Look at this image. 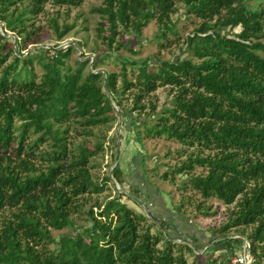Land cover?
Listing matches in <instances>:
<instances>
[{
  "label": "trees",
  "instance_id": "obj_1",
  "mask_svg": "<svg viewBox=\"0 0 264 264\" xmlns=\"http://www.w3.org/2000/svg\"><path fill=\"white\" fill-rule=\"evenodd\" d=\"M81 3L0 0V264H188L186 255L197 253V246L168 236V222L126 203L140 205L122 189L118 164L101 182L92 179L118 121L114 107L136 143L163 139L182 147L173 155L184 159L161 180L174 185L176 176H186L178 190L234 205L230 220L212 233L232 255L242 240H227L226 233L251 228L245 237L251 264H264V0H102L93 12L104 50H93V59L74 56L85 42L58 48L73 26L56 19L54 55L23 53L38 43L34 19L46 4ZM177 5L200 21L182 43L196 61L116 56L118 73L99 68L113 48L136 55L119 39L139 40L151 21L163 41L159 50L169 35L178 41L170 18ZM159 89L170 96L163 106ZM112 180L119 192L89 204ZM208 210L202 215L215 213ZM211 257L215 264L218 255Z\"/></svg>",
  "mask_w": 264,
  "mask_h": 264
},
{
  "label": "rangeland",
  "instance_id": "obj_2",
  "mask_svg": "<svg viewBox=\"0 0 264 264\" xmlns=\"http://www.w3.org/2000/svg\"><path fill=\"white\" fill-rule=\"evenodd\" d=\"M101 3L102 0H82L79 7L46 4L43 13L34 19L35 26L41 28L38 43L36 45H27L23 53L31 52L32 54H39L41 51H46L48 48H51L60 42V44L63 45L79 41L85 42L86 45L84 48L80 49L79 52L75 53L74 56H79L80 53H83L89 59H93V50H97L98 52L104 50V46L96 36V27L98 26L100 18L93 12V8L100 6ZM170 18L176 25V32L179 36L178 41L175 39L176 37L169 35V41H171L170 44L164 49L159 50L160 48L158 47V44L163 41L157 38V23L151 21L142 29L141 38L139 40L126 34L121 35V38L119 39L122 44H126L128 48L137 52L136 55L131 54L125 48H120L119 50L113 48L109 52L112 57L105 58L103 64L100 65L99 68L107 72L118 73L120 70V64L114 60V57L116 56H121V58H134L137 60L159 56L163 60L172 58H190L193 61H196L191 53L185 52L182 43L186 36L192 34L194 29L198 27L200 21L193 16L187 15L185 13V8L181 5H177L175 13L172 14ZM52 19H56L60 27L63 25L73 26L71 31L60 42L56 40L51 25ZM237 31L238 29H234V32ZM12 38L14 41V36H12ZM150 62H153V58L150 59ZM35 71L37 74H40L42 71L40 66L36 63ZM130 77L131 75H129V78ZM167 93L168 92L165 89H159L157 91L156 95L158 97L159 106H163L170 99V96ZM126 125L127 124H122L121 119L120 123L117 121L113 128L107 132L104 145L105 153L103 154V157H97L95 159L96 164L94 165V168L91 169L92 179L96 182H101L102 178L111 172L112 167L118 164L123 173L122 189L129 196L137 199L140 204L139 206H136L132 202L126 201L129 206L134 208L137 212L149 213V209L152 207L151 205L157 203L159 207L166 209L161 212L159 221L165 217L162 219L165 220L164 222H168V224L171 222V232L174 230L173 228H175V226L180 228L179 222L182 220H184L183 223L185 224L183 227L187 230H190L191 226L199 229V232L200 230H204L207 233L205 234L206 240L207 237L209 238V242L206 244L196 245L192 233L184 239V241H187L190 246L198 247L195 255H186L188 264H206L212 259L211 256L215 257L216 255H218V258L215 260V264H224L226 258L229 259V257L231 258L240 253L242 244L240 246L234 244L235 253L231 255L229 252H226V250H223V246L219 244V242L222 241V238L219 237V235L212 233V229H218L230 220L232 212L235 210L234 205H225L215 199H209L203 202L199 195L193 193L191 190H178V186H180L181 181L186 180V176H176L174 185H170L167 181L161 180L160 176L163 172L172 168L178 161L184 159L182 154L178 157L173 155L176 150H182V147L174 142H169L163 139L144 140L143 143H136L133 131H130ZM117 137L118 139H116ZM112 138L117 140V148H114L111 142ZM168 152L170 155H167ZM111 153H114V159L111 156ZM180 156H182V159H180ZM198 173H201V170L195 169L194 174ZM106 186V189L100 195L90 196L89 204L93 203L96 198L100 202L106 198H111L115 192H119L120 190V187L114 180ZM135 191H137L138 194H136ZM198 204H201L200 209L197 208ZM206 208H209L208 211L211 214L215 213L208 216L202 215L201 212ZM173 214H175V216H173ZM187 221L191 226L186 225ZM77 222L78 224H84L82 220H78ZM242 230L245 232L244 234L241 233ZM250 230L251 228H233L230 229L225 236L226 239L230 241H235L236 239L242 240ZM66 232L67 230L51 231L55 238ZM167 232L168 231H166V233ZM171 239L176 242L178 240V238ZM216 250L220 253H216ZM203 252L205 253L202 254Z\"/></svg>",
  "mask_w": 264,
  "mask_h": 264
},
{
  "label": "crops",
  "instance_id": "obj_3",
  "mask_svg": "<svg viewBox=\"0 0 264 264\" xmlns=\"http://www.w3.org/2000/svg\"><path fill=\"white\" fill-rule=\"evenodd\" d=\"M155 204L151 205L152 207L149 209V214L153 218H155L156 220H160L159 218L161 217V212L165 211L166 209H164L163 207H159V205L157 203H155ZM173 216H175V214H173ZM164 218L165 217H163L162 219H164ZM175 219H176V217H175ZM180 219H183V218H180ZM183 221L184 220L179 222L180 228H177L178 226H175V228H173L174 230H172V232H171V227H170L171 222H170V224H169V229L170 230H168V232H167V234L169 235L170 238H178V239L184 240V239L187 238L188 235H191V233H192V235L194 236L193 238L195 239L196 245H202V244H206L207 242H209V238L208 237H207V240H206V235L205 234H207V233L204 230H202V231L200 230V232H199V229L193 228L190 225V223H188V221L186 222V225H190L191 227H190V230H187V229H185L183 227V225H185L183 223ZM169 231H170V233H169ZM215 252L216 253H220L217 250ZM216 253H214V254H216Z\"/></svg>",
  "mask_w": 264,
  "mask_h": 264
},
{
  "label": "built area",
  "instance_id": "obj_4",
  "mask_svg": "<svg viewBox=\"0 0 264 264\" xmlns=\"http://www.w3.org/2000/svg\"><path fill=\"white\" fill-rule=\"evenodd\" d=\"M67 46H68V44H63V45L60 44L58 46V48H65ZM47 55H49V56L54 55V52L51 48L47 49ZM181 241L182 240H180V239L177 240V242H181ZM252 261H253V257L250 253L249 243L245 238H243L240 253L229 258L228 264H251Z\"/></svg>",
  "mask_w": 264,
  "mask_h": 264
},
{
  "label": "water",
  "instance_id": "obj_5",
  "mask_svg": "<svg viewBox=\"0 0 264 264\" xmlns=\"http://www.w3.org/2000/svg\"><path fill=\"white\" fill-rule=\"evenodd\" d=\"M92 58H93V56H92ZM115 108V110H116V112H117V114H118V121H119V123H120V120H121V116L119 115V113H118V109L116 108V107H114ZM115 159H116V156H115ZM147 213V212H146ZM148 214V213H147Z\"/></svg>",
  "mask_w": 264,
  "mask_h": 264
}]
</instances>
